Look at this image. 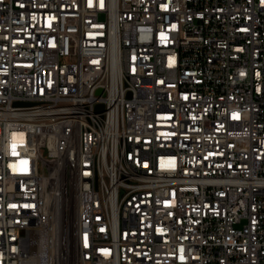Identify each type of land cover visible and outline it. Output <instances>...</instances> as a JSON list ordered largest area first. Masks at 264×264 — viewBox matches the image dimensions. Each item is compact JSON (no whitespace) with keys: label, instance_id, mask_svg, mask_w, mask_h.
I'll list each match as a JSON object with an SVG mask.
<instances>
[{"label":"built area","instance_id":"2783aa9c","mask_svg":"<svg viewBox=\"0 0 264 264\" xmlns=\"http://www.w3.org/2000/svg\"><path fill=\"white\" fill-rule=\"evenodd\" d=\"M0 264H264V0H0Z\"/></svg>","mask_w":264,"mask_h":264},{"label":"water","instance_id":"95a60500","mask_svg":"<svg viewBox=\"0 0 264 264\" xmlns=\"http://www.w3.org/2000/svg\"><path fill=\"white\" fill-rule=\"evenodd\" d=\"M98 109L101 110V107H99Z\"/></svg>","mask_w":264,"mask_h":264}]
</instances>
